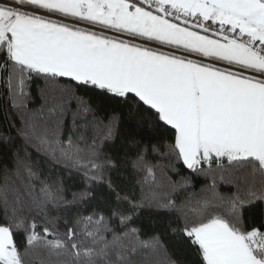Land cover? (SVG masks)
I'll list each match as a JSON object with an SVG mask.
<instances>
[{
    "label": "snow or ice",
    "instance_id": "1",
    "mask_svg": "<svg viewBox=\"0 0 264 264\" xmlns=\"http://www.w3.org/2000/svg\"><path fill=\"white\" fill-rule=\"evenodd\" d=\"M81 91L114 105L107 123ZM0 101L27 155L82 181L69 201L63 182L17 157L0 186V264H153L160 227L187 241L193 264H264V210L245 215L264 206V0H0ZM125 118L171 129L172 142L114 159L104 144ZM148 152L168 163H149ZM121 164L141 185L180 165L209 178L210 195L137 197L110 178ZM13 175L27 202L12 194ZM97 187L107 196L92 204Z\"/></svg>",
    "mask_w": 264,
    "mask_h": 264
},
{
    "label": "trees",
    "instance_id": "2",
    "mask_svg": "<svg viewBox=\"0 0 264 264\" xmlns=\"http://www.w3.org/2000/svg\"><path fill=\"white\" fill-rule=\"evenodd\" d=\"M31 92L32 103L30 104V108L35 109L39 107V97L35 86L31 89ZM80 95L84 96L85 100L90 101L92 108L96 111L97 117L103 123H107L104 117L112 111L114 105L97 92H87L85 94L81 91ZM75 110L76 104L73 102L71 111L74 112ZM4 116L3 101H0V186L4 184L5 170H8L10 173L13 172L17 157H19L21 161H28L33 164L39 163L43 172V178L48 183L56 185L63 182V195L67 200L71 201L73 193L82 191L81 179L78 176L70 177L66 171L60 168H54L50 164L40 163L31 149H28L30 155H27L23 139L17 134L16 129L9 128L8 121L4 119ZM88 119L91 121L92 117L89 116ZM71 121L72 115L70 112L67 117V126H71ZM80 122L83 123V120ZM172 137L173 132L171 129H165L163 126L155 130L151 129L150 126L135 127L125 118L120 122L119 129L113 140L104 144V152L114 159L124 160L125 158H131L132 151L135 150L137 143H142L143 147H147L149 143L163 146L170 144ZM165 150L164 147H161V151ZM146 158L152 164L165 165L168 163L167 160L155 152H148ZM177 168L180 173L179 175H176L171 169L161 171L160 168H157L155 170V181H149L143 185L137 183V180L141 179L143 174H134L130 166L126 167L121 164L118 170L110 172L109 175L116 185H120L127 190H133L137 197L142 194L149 197L156 196L160 199L172 197L177 200V203H180L189 199L194 202L206 195H210V193L202 191V189H205L211 183L209 178L194 176L180 165H177ZM21 170L23 171V169ZM182 177H188L191 183L180 187H173V184L169 182L170 180L179 181ZM9 185L12 189H15V192L12 193L13 195L19 194L25 202L28 201L27 188L24 183L13 175L10 177ZM219 191L221 193H230V188L220 184ZM95 192L97 199L96 201H92V204L97 203V201H103L107 196L106 188L97 187L95 188ZM262 210H264V206L245 209V215L248 217H259ZM2 217L3 209L0 208V218ZM60 231L63 233L64 229L61 228ZM159 234L164 245V251H161L153 258V264H168L169 260L173 261L174 264H193V254L187 241L181 235L173 234L170 230H165L163 227L159 228ZM15 239L17 244L21 245L20 250L23 252V245L25 243L24 235L18 233ZM64 259L70 260L71 258L64 257ZM135 259L137 264H143L141 255H138ZM26 260L28 264H31L30 258H26Z\"/></svg>",
    "mask_w": 264,
    "mask_h": 264
}]
</instances>
